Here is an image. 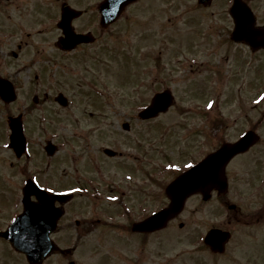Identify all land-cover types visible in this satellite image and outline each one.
Instances as JSON below:
<instances>
[{"label": "flooded vegetation", "instance_id": "flooded-vegetation-1", "mask_svg": "<svg viewBox=\"0 0 264 264\" xmlns=\"http://www.w3.org/2000/svg\"><path fill=\"white\" fill-rule=\"evenodd\" d=\"M102 1L0 0V264H264V96L255 98L251 91L264 71L239 75L243 63L264 48L238 38L241 24L250 38H255L248 33L250 24L264 27V0L181 2L187 27L164 32L162 40L172 48L169 56L181 58L182 74L161 75L162 50L144 55L148 65L142 53L134 62L124 55L118 93L122 106L130 104L114 110L119 130L111 131H105L114 105L111 93L104 96L100 84L82 76L89 70L82 62L99 53L94 45L121 20L101 26ZM140 4L137 0L127 9ZM44 9L54 11L53 22L34 29L51 37L31 58L26 37L30 20L38 18L30 17ZM65 10L82 14L63 27ZM65 28L95 38L62 48L70 44L64 41ZM76 79L91 86V108L84 111L97 128L84 131L87 140L68 150L64 125L61 135L41 134L51 132L50 126L63 120L62 111L74 104L66 85L72 88ZM177 87L194 94L193 105L182 106ZM145 89L153 90L149 100ZM165 90L172 94L167 111L143 118L142 110ZM131 93L134 98H126ZM167 114L188 115L183 130L177 132L178 120L164 122ZM35 132L42 141H34ZM107 133L117 140L96 145L110 140ZM243 141L253 142L230 152V144ZM224 149L228 152L219 156ZM111 159L118 161L110 164ZM195 166L185 180L199 186L189 190L182 211L159 228L153 217L170 203L169 184ZM35 183L70 196L47 202L46 193L31 195ZM16 246L29 253L34 246L40 256L28 257Z\"/></svg>", "mask_w": 264, "mask_h": 264}, {"label": "rangeland", "instance_id": "rangeland-1", "mask_svg": "<svg viewBox=\"0 0 264 264\" xmlns=\"http://www.w3.org/2000/svg\"><path fill=\"white\" fill-rule=\"evenodd\" d=\"M151 1L152 0H142V4L128 9L121 20H119L112 26L109 34H105L100 39V41L94 45V51L99 53L93 56V59H87L85 62H82L86 66L89 65V70L84 71L85 75L82 76L86 78L88 76V78H91L93 81L100 84L99 88L103 90L104 96L108 92H110L112 95L111 100L112 104L114 105L110 111V127L105 129V131L119 130V120L113 117L115 115L114 110L117 108L120 109V107L125 109L126 106L130 104L126 103V106H122L123 96L121 94L119 95L118 93L122 92L121 90H118L120 86L119 65L121 63L122 67L124 55L132 59V61L134 62L136 60V57L141 55L140 53H142L144 61L143 64L148 65L147 62H150L151 60L150 58H144V55L152 54V51L162 50V57L160 58V67H162L161 75L164 76L166 72H171L174 75L178 74L179 76L183 72L181 64L177 62V60H181V58H179V55L169 56L170 54H172V48L166 41L167 39L162 40L164 38L162 34L164 32L172 33V30L174 28H178L182 31L184 27H187L186 23L188 21H184L186 17L179 14V12H181L182 10L181 2H184L185 0H178L177 4L175 5H171L166 0H157L156 2H158V4L156 6L153 5L156 2L152 5H149ZM53 12V10L49 9L38 10L36 12L32 11V15L30 18L38 19H36L35 21L30 20V26H33V28L29 29V31L31 30V34L26 37L29 42L31 58L34 57V52L36 51V49L40 48L37 45L46 44L48 41L47 39L51 37V35H48L49 33H38L35 29L44 28L42 25L50 23ZM263 12L264 9H262L261 14ZM38 23L43 24L40 26L36 25ZM97 27L98 26L95 25V29H97ZM248 60V62L245 61L243 63V66L240 67L239 75H243L250 71H264V53L257 54L254 57L249 58ZM42 63L43 61L38 65L41 66ZM80 63L81 62H79L78 64L79 66ZM109 63L110 66L108 65ZM246 65L248 67L247 70ZM259 66L260 69H258ZM127 67L131 69L132 64L129 63ZM116 72H119V75H117ZM254 82L253 96L255 98L261 97L262 95H264V86H259V84L263 83L264 79ZM71 87L72 88H69V86L66 85V88L74 95V104H72V106L67 110L62 111L61 118L63 120L54 122L55 127L50 126V128L52 129L51 132H48L47 134H41V136L43 137L48 134L51 135L53 132H58L59 135H61V126L64 125L66 127V129H64V135L68 139V144L65 143V147L68 150L71 149L70 147L77 146L78 144H81L82 142L87 140V138L83 135L84 131H89L91 129L97 128L96 121L90 119L84 111L91 108L87 98V95L91 96V86L88 84V81L86 82L85 79H76ZM130 92L131 91L128 90V93ZM176 92L178 94V97L182 100V106L187 108L186 105H193V93L189 94L186 92V94H184V88L182 87H177ZM152 93L153 90L145 89L143 95L144 100H149ZM203 94L207 95V92L205 91ZM225 94H228V92L226 91ZM129 97L134 98L132 93L131 95L126 96V98ZM129 108L130 107H128L127 110ZM186 117H188V115H183L180 117L178 114H167L163 117V121L170 124L173 121L178 120L179 122L176 126V130L179 133V131L183 130V122L184 118ZM257 118H259V115L255 114L254 119L256 120ZM73 120L77 121L74 122ZM238 125H243L241 120L238 121ZM75 131H77V133H75ZM81 135L82 137H80ZM106 135L109 136L110 140L100 139V141L98 143L95 142V144L99 145L101 144V142H103L105 145H108L114 143L115 140H117L115 135L112 133H107ZM38 137L39 135L35 132L33 134V139L35 142L42 141V137L41 139H38ZM60 139L62 141H67L61 137ZM92 158L97 159V156L95 154H92ZM117 161L116 159H111L110 164H115V162ZM120 169L122 168L120 167Z\"/></svg>", "mask_w": 264, "mask_h": 264}, {"label": "water", "instance_id": "water-1", "mask_svg": "<svg viewBox=\"0 0 264 264\" xmlns=\"http://www.w3.org/2000/svg\"><path fill=\"white\" fill-rule=\"evenodd\" d=\"M132 1H134V0H106L104 3H102V5L100 7V11L102 13L103 25L109 24V23L113 22L114 20H116L121 15L124 8ZM251 18H252L251 23H253L255 19L253 16H251ZM242 26L244 27V25L241 24L238 28V33H241V35H239L238 38L244 37V38H246L245 41L249 42L252 45L257 44V46H264V39H262V40L251 39L250 37H248L246 29H244ZM249 27H250L251 32H253V34L256 33V34L264 35V29H255L253 27V24H250ZM242 28H243V31H242ZM67 33L70 34V31H67ZM69 38L71 40H74L75 43L91 39L89 37V35L80 36V35H76V34L70 35ZM164 97H165L164 98L165 102L155 100L154 105L151 108L144 111L143 115L145 117L146 116H152V115L158 113L161 108H163L161 106H164V108H166L169 104V96L165 95ZM157 101L161 104L160 106H157ZM252 142L253 141H250V142L243 141L237 145L236 144L229 145L228 148L231 149L230 152H236L237 150L240 149V147L242 145L246 144V148H247ZM241 150H243V149H241ZM227 152H228V149H224L220 152L222 154H219V156L224 155ZM185 178H186V175H181L180 177H178L176 179V181H174L170 185L169 194L172 198V202L168 208H165L164 210H162L158 214V216L155 217L158 219V226L165 225L170 217L177 214L182 209L184 200H185L189 190H193L194 188H197L199 186L198 182H191V183L185 182V180H184ZM36 193H37V195L39 194L38 192H36ZM56 196H58V195L52 196V195L48 194L47 198H48L49 202H53L54 198H56ZM30 210H37V208L30 207ZM50 232H51V230H48L47 236H49ZM48 252H49V250H48Z\"/></svg>", "mask_w": 264, "mask_h": 264}]
</instances>
